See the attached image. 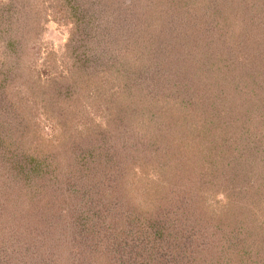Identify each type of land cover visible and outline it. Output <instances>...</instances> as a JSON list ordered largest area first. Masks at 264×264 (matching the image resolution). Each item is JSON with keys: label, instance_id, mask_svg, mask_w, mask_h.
Instances as JSON below:
<instances>
[{"label": "trees", "instance_id": "1", "mask_svg": "<svg viewBox=\"0 0 264 264\" xmlns=\"http://www.w3.org/2000/svg\"><path fill=\"white\" fill-rule=\"evenodd\" d=\"M33 1L0 0V264H264V0H146L126 23L132 65L73 35L47 80L31 69ZM57 1L83 34L103 0ZM176 1L184 11L165 9ZM199 5L202 30L148 38ZM249 46L250 60L231 51ZM116 74L126 93L106 85ZM32 111L54 136L37 135Z\"/></svg>", "mask_w": 264, "mask_h": 264}, {"label": "rangeland", "instance_id": "2", "mask_svg": "<svg viewBox=\"0 0 264 264\" xmlns=\"http://www.w3.org/2000/svg\"><path fill=\"white\" fill-rule=\"evenodd\" d=\"M106 1L107 0H103L101 4L96 3L95 5L87 4V6L92 9H91L90 16L84 23L85 32H83V34H78L79 29L77 28V25H74V19L69 17V13L62 6V4L58 2L57 0H34L33 1L35 4L34 6L35 10L38 11L40 14V15H37L38 20L42 25V27L40 28L42 29V35L40 39V44L37 48L38 53H37V56H35L36 62L35 60H31L33 63L31 69L36 68V71H34L33 77L41 76L43 80L52 79L53 75L55 76L56 74H60L61 71L64 68H66V66L70 63L69 57L67 56V53L69 52L66 50H67L69 41L71 40L73 35H75V38H76L75 41L77 42V44L85 45V47L81 49L82 50L87 49L88 52L90 53L92 52H95L96 54L104 53L105 44H103L102 46H100V44L102 42H105V43L109 42L110 48H111L110 51L114 54V56H116V58H118V61L126 62L129 60V62L132 65V59H133V55L135 52L134 50L136 47L133 44H130L129 41L132 38H135V36L129 39V32L126 30V23L128 20L130 22H133L134 20L138 19L137 12H135L138 9L137 6L143 7L145 10H149L151 6L147 1L150 2L151 0H147V1L144 0L143 2L142 0H121V1L118 0L116 3L113 2L112 5H110V3L105 4ZM131 2H133L132 5H130ZM177 2L179 1H176L175 4H171L170 7H167V6L166 7L164 6V7L166 10L168 8L169 10L174 11L172 9L174 8V6L177 8L178 6H182L181 4ZM104 5H107L108 8L104 7ZM256 7L257 5L255 6L254 10H257ZM125 8H127V10H125ZM177 8L176 10L178 11L185 10V9L180 10L179 8L178 9ZM193 8L194 10L191 9V12L188 13L187 16H185L186 17L185 20H183V18L179 19V16H175V15L171 16L172 18L167 17L163 20H160L156 31L150 30V33H152L153 36L149 34L148 38L151 39L155 37L154 39H156V41H159V39H157L158 36H155L156 34H159V36L162 35L163 37H166L165 35H168V36L179 35L180 34L179 31L186 32L189 30H193L194 27H196L197 30H202L205 24L204 26L199 27L198 22L195 19L196 18L195 15L197 16H199V14L205 15V12H203L202 10L203 9L202 5H199L198 7H193ZM232 10L234 11L235 8L234 7L231 8V11H230L231 14H232ZM235 13H233L231 16L235 17L234 15ZM84 24L82 26H84ZM220 26H223V25L221 24ZM225 26H227L229 30L228 32L230 35L238 34L237 29H236L237 23L234 22L233 20H229L227 25L225 24ZM225 26H223V28ZM188 27H189V30L187 29ZM209 27L210 25H208L207 28ZM80 39H81V42H80ZM190 39L191 41H194L192 42L194 44L196 40H194L192 37ZM187 43L188 42H186V44ZM180 44L181 42H179V45ZM194 45L196 46L198 44H194ZM231 49H232L231 51L234 53L235 52L244 53V50H245V53H246L245 58L249 57V60L252 59V56H249V55L250 53L252 55V51L254 48L252 49L251 46H249L248 49L247 48L242 49V51H233V48ZM255 51H258V49H255ZM255 53L259 55L262 54L261 52H255ZM253 61H255L254 58H253ZM124 70H121L120 68L118 69L116 66L117 74L119 73L122 74V71ZM131 73H132V70H131ZM117 74L115 77L116 81L115 83L113 82V84L115 85L111 86L110 84H107L108 82L106 83V85L109 88H114L115 91L119 90L118 94H116V92L114 93L116 95H120L121 93H126V92L121 90L122 87L124 86L123 84L124 79H122L123 76L117 75ZM124 77L126 79V76ZM137 94L138 96L136 97V94L133 93L132 99L133 97L134 99L137 98L136 102L139 105V109L141 110L142 108L144 111L148 112L149 110L148 108L149 106L153 104V101H151L150 103H147L148 101L146 100V93L139 92ZM116 95H115V98H116ZM106 96L108 98L111 97L112 92L107 91ZM120 98H123V100H127V99L129 100V98H127L123 94ZM120 98H119V102H120ZM84 103L86 104L87 101H84ZM225 104L226 103H224V101L222 100L217 101V105L219 108L224 107ZM89 105H91L90 101H88V103L86 104L87 110L89 109ZM229 109L227 111H229ZM227 111H226V115H228ZM29 115H31L32 120H28V121L34 124L32 127H34V130L35 129L38 130L37 135L40 138L54 136L56 127L54 126L55 124L53 122H50V120H46L45 117L42 118L41 116L42 114L39 115V111H35V112L32 111ZM226 115H225V119H231L229 116H226ZM213 118L214 120H218L216 117H213ZM169 119H175V118L170 117ZM85 120L86 122L95 121L96 123L97 122L103 123L104 120H107V118L105 117V115L104 116L100 115V117L97 118L96 116L92 117V114H90V115H86ZM57 264H58V260H57Z\"/></svg>", "mask_w": 264, "mask_h": 264}]
</instances>
